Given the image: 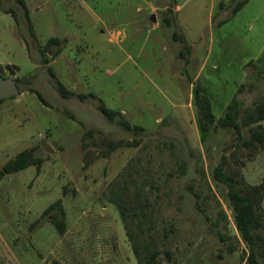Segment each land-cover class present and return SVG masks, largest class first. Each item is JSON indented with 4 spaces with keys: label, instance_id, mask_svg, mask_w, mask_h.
<instances>
[{
    "label": "rangeland",
    "instance_id": "rangeland-1",
    "mask_svg": "<svg viewBox=\"0 0 264 264\" xmlns=\"http://www.w3.org/2000/svg\"><path fill=\"white\" fill-rule=\"evenodd\" d=\"M25 1L35 35L0 0L1 78L22 92L0 101V170L27 149L43 163L0 181V264H249L215 169L226 157L240 189L262 183L264 148L243 138L264 120L205 130L196 90L217 121L235 97L242 123L264 101V0Z\"/></svg>",
    "mask_w": 264,
    "mask_h": 264
},
{
    "label": "trees",
    "instance_id": "trees-1",
    "mask_svg": "<svg viewBox=\"0 0 264 264\" xmlns=\"http://www.w3.org/2000/svg\"><path fill=\"white\" fill-rule=\"evenodd\" d=\"M22 7L25 9V16L29 21V28L33 35V25L31 23L29 9L25 0H17ZM250 0H240L233 8V12L237 13L241 8L244 7ZM1 5V2H0ZM10 12V11H9ZM13 12V10H11ZM226 21V20H225ZM63 44V39L59 37L50 38L47 46L51 48L52 46H61ZM45 62H48L45 59ZM9 68H14L13 65H8ZM16 66V65H15ZM17 67V66H16ZM18 68V67H17ZM2 77L0 73V78ZM18 81L17 79H15ZM35 91L34 89H31ZM59 90L63 97L69 98L71 96H76V93L67 89L65 85L59 82ZM37 95L44 103H47L45 97L37 92ZM81 99H86L88 97L97 98V95L94 93L88 94H79ZM196 102L199 108L200 120L203 129H208L211 124L218 122L223 127H234L239 134L242 133V124H250L254 122H260L264 120V101L259 103L254 111L250 112L246 118L243 119V123L240 121L239 116L241 113L240 109V101L238 98H234L233 101L228 105V110L223 117H221L218 121L213 112L212 104L210 99L203 94V88L201 85H198L196 90ZM100 111L111 121H114L118 116H122V113L116 110L109 109L104 104L100 105ZM126 127L128 129L131 126L126 122ZM137 128V127H135ZM243 144L247 147H255L256 148H264V128L262 124H259L257 128L252 129L251 135L249 139L243 138ZM118 144L115 141L109 142L110 150H115ZM43 163L42 158L36 157L34 154V149H27L19 154H17L14 158L10 159L0 170V181L4 176L17 172L19 170L26 169L32 165H37L40 168ZM225 163L226 157L222 159L220 164L215 169V177L227 184L228 186V195L234 209L235 213V221L239 232L241 233L244 240L249 245V255L248 262L249 264H262L259 259V248L258 244L263 239L262 234L259 230L263 227V216L260 212L261 203L264 200V181L258 185H249L245 189H240L238 187L237 180L233 175L226 173L225 171ZM59 207V211L63 214V208L60 205V202L53 204L47 212L53 210L56 206ZM53 222L56 224L59 232L63 233L65 231V222L63 218L60 217L58 212L53 214L52 217ZM136 251L138 253L137 243H135ZM156 259V253L151 256V262H154Z\"/></svg>",
    "mask_w": 264,
    "mask_h": 264
},
{
    "label": "water",
    "instance_id": "water-1",
    "mask_svg": "<svg viewBox=\"0 0 264 264\" xmlns=\"http://www.w3.org/2000/svg\"><path fill=\"white\" fill-rule=\"evenodd\" d=\"M153 18L156 21L155 15H153ZM21 93L20 86L14 77L0 78V101L10 97L20 96ZM47 149L53 150L50 146Z\"/></svg>",
    "mask_w": 264,
    "mask_h": 264
}]
</instances>
